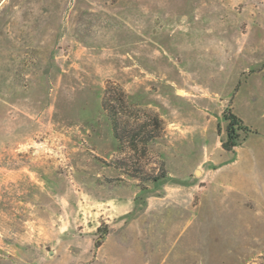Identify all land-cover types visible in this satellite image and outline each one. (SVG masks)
Instances as JSON below:
<instances>
[{
  "label": "rangeland",
  "instance_id": "1",
  "mask_svg": "<svg viewBox=\"0 0 264 264\" xmlns=\"http://www.w3.org/2000/svg\"><path fill=\"white\" fill-rule=\"evenodd\" d=\"M0 264H264V0H0Z\"/></svg>",
  "mask_w": 264,
  "mask_h": 264
},
{
  "label": "trees",
  "instance_id": "2",
  "mask_svg": "<svg viewBox=\"0 0 264 264\" xmlns=\"http://www.w3.org/2000/svg\"><path fill=\"white\" fill-rule=\"evenodd\" d=\"M227 120H229L231 123H230V128L228 130V141L226 143L223 144V148L227 151H233V149L236 147V143H235V140H236V131H237V128L239 129H244V130H248L247 127H245L242 123V121L237 118L236 115L232 114V113H229L227 115Z\"/></svg>",
  "mask_w": 264,
  "mask_h": 264
}]
</instances>
